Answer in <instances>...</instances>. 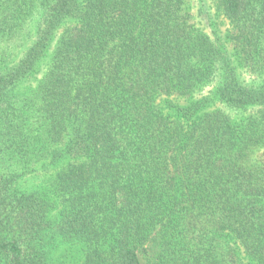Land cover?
<instances>
[{
	"label": "trees",
	"instance_id": "trees-1",
	"mask_svg": "<svg viewBox=\"0 0 264 264\" xmlns=\"http://www.w3.org/2000/svg\"><path fill=\"white\" fill-rule=\"evenodd\" d=\"M215 4L0 0V264H264V0Z\"/></svg>",
	"mask_w": 264,
	"mask_h": 264
},
{
	"label": "rangeland",
	"instance_id": "rangeland-1",
	"mask_svg": "<svg viewBox=\"0 0 264 264\" xmlns=\"http://www.w3.org/2000/svg\"><path fill=\"white\" fill-rule=\"evenodd\" d=\"M205 5L206 8L204 9L207 13L200 16V8ZM190 9L194 17L193 22L196 24L195 26L203 28L217 43H223L224 39L233 33V26L217 10L215 0H190ZM240 73L244 80V71L241 70ZM245 77L249 81L254 80V77L250 75H245ZM218 107L226 110L222 105H218ZM242 114L244 115V111H242ZM55 173L56 169L51 168L49 165L47 167L36 166L33 172L19 179L17 184L22 191L26 192L50 191L55 179Z\"/></svg>",
	"mask_w": 264,
	"mask_h": 264
}]
</instances>
